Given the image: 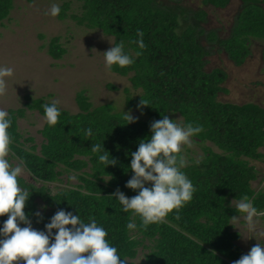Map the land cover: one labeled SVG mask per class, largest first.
I'll list each match as a JSON object with an SVG mask.
<instances>
[{
  "label": "trees",
  "instance_id": "obj_1",
  "mask_svg": "<svg viewBox=\"0 0 264 264\" xmlns=\"http://www.w3.org/2000/svg\"><path fill=\"white\" fill-rule=\"evenodd\" d=\"M15 1L0 0V24L10 17ZM230 1L203 0L217 8L227 7ZM77 2L78 12L68 14L72 4L65 1L59 19L70 17L79 26L101 30L114 37L115 43L123 40L125 51L135 57V63L124 68L114 65L112 71L130 78L132 86L125 89L127 108L141 113L137 106L142 99L149 105L143 107L138 121L127 124L122 112L112 104L95 106L85 92H79L80 112L62 109L55 126L46 123L41 132L46 139L41 151L36 145H26L24 141L34 142V138L24 139L18 121L26 116L27 109L45 116L43 105L52 101L28 96L27 109L9 111V153L23 162L37 185L26 211L39 210L38 200L47 205L44 221L37 223L33 216V226L44 229L49 218L63 208L80 213L86 222L89 216L94 217L108 231L107 239L127 264H232L247 252L237 245L240 233L229 224L238 215L231 200L248 197L264 218V192L253 187L260 171L251 163L264 161L260 151L264 147V107L255 102L221 101L220 94L227 91L223 86L227 72L222 68L207 70L206 58L218 45L236 65L244 64L251 55L252 41H264V0H242L226 38L218 30L203 27L207 18L204 10L162 0ZM138 31L143 32V49L139 47ZM66 51L59 37L51 40L48 52L52 57L60 59ZM170 113L180 114L184 124L202 125L203 132L193 138L211 142L220 151L204 146L205 154L199 163L185 159L187 166L182 170L196 189L192 200L170 212L164 222L145 227L140 217L122 211L112 193L119 188L129 197L136 195L125 187L132 174L127 171L131 160L127 154L150 134L152 121ZM89 127L94 132L90 139L82 131ZM94 143H104L117 158V165L105 170L91 151ZM69 172L77 175L79 183L55 193L50 185ZM21 183L33 184L24 178ZM130 220L138 226L133 232L126 227ZM139 249L145 252L137 263Z\"/></svg>",
  "mask_w": 264,
  "mask_h": 264
},
{
  "label": "clouds",
  "instance_id": "obj_2",
  "mask_svg": "<svg viewBox=\"0 0 264 264\" xmlns=\"http://www.w3.org/2000/svg\"><path fill=\"white\" fill-rule=\"evenodd\" d=\"M60 12L59 4L53 3L45 14L56 17ZM137 36L139 47L143 49V32L138 31ZM109 41L112 47L102 52L106 68L111 70L114 65L124 68L135 63V57L125 51L123 40L115 44ZM13 75L12 67L0 66V96L6 94L8 78ZM147 105L148 102L142 99L137 106L142 114L143 107ZM43 109L47 125L55 126L62 112L60 102L46 103ZM124 109L121 115L127 124L138 121L139 117L134 116L131 110ZM162 116V119L151 122L150 134L139 140L135 151L127 154L131 157L127 171L132 174L125 187L135 191L136 195L129 197L119 188L112 193L122 211H131L140 217L145 227L164 222L170 212L190 202L196 190L182 170L187 166L182 149L192 146V137L203 132V126L182 124L177 122V118ZM11 125L10 113L0 109V217H7L0 220V264H127L128 261L118 254L117 247L107 239L108 231L92 216L86 222L80 213L77 215L61 208L49 218L44 229L33 226V216L37 223L44 221L43 212L47 205H42L41 210L35 212L26 211L37 185L24 186L21 183L23 162L13 165L8 159ZM82 131L89 139L94 135L91 127ZM91 151L105 170L118 163L104 143L92 144ZM234 207L238 215H234L232 220L243 218L248 230L255 232L256 218L260 213L252 201L244 197L235 201ZM126 227L133 232L138 226L130 220ZM251 237H255L258 243L232 264H264V243L255 235Z\"/></svg>",
  "mask_w": 264,
  "mask_h": 264
},
{
  "label": "rangeland",
  "instance_id": "obj_3",
  "mask_svg": "<svg viewBox=\"0 0 264 264\" xmlns=\"http://www.w3.org/2000/svg\"><path fill=\"white\" fill-rule=\"evenodd\" d=\"M65 1L72 4L68 14L78 12L77 0H16L10 17L0 24V66L14 69L13 77L8 78L6 94L0 96V109L8 112L12 109H27L26 97L30 96L32 99L45 98L52 102L58 100L62 109L78 113L80 108L77 95L83 91L95 106L110 103L117 111L123 112L125 107V111L131 110L134 116L141 117L138 110L129 109L126 105L125 89L132 86L130 78L121 76L105 66L102 52L112 47L109 39L115 44V38L105 35L101 30L79 26L70 17L61 20L59 15L52 17L45 14L53 3L61 7ZM162 1L170 5L179 4L193 10L206 11L207 18L203 27L206 30H218L222 38L228 37L234 18L241 7L239 0L231 1L225 8L207 5L203 0ZM55 37L60 38V43L67 50L60 59H55L48 52L49 44ZM202 43L209 48L210 45L205 40ZM250 47L251 55L245 63L236 65L224 50L214 45L211 54L206 58L208 61L206 68L209 71L222 68L227 72L228 78L223 84L227 91L220 94L221 101L236 104L255 102L264 107V41L254 39ZM169 117L177 118L178 123L184 124L182 116L178 113H170ZM18 123L24 139L34 138V142L23 140L26 145L28 147L36 145L37 151H41V145L46 140L41 133L47 123L45 116L37 110L27 109L26 116L20 118ZM192 141L191 147L184 146L182 149L187 161L192 159L200 161L205 154L204 146H210L216 152L220 151L211 142H199L193 137ZM260 151L264 153V147ZM8 159L13 165L21 163L16 157H11V153ZM251 163L260 171V177L253 182V187L264 192V161ZM23 178L36 183L26 167ZM61 179L50 185L55 193L62 188L75 187L79 183L77 175L72 172L64 173ZM38 201L41 210L44 202ZM232 201L231 205L234 206L237 200ZM262 215L263 213L256 218L255 232L248 230L243 218L232 220L233 231L240 233V239L236 243L246 252L258 243L256 238L251 236L255 235L264 243ZM144 252L143 249H139V256L135 259L137 263L143 260Z\"/></svg>",
  "mask_w": 264,
  "mask_h": 264
},
{
  "label": "flooded vegetation",
  "instance_id": "obj_4",
  "mask_svg": "<svg viewBox=\"0 0 264 264\" xmlns=\"http://www.w3.org/2000/svg\"><path fill=\"white\" fill-rule=\"evenodd\" d=\"M231 1H233V0H231ZM231 1H230V2H231ZM239 1H240V2H241V4H242V0H239ZM228 5H229V4H228Z\"/></svg>",
  "mask_w": 264,
  "mask_h": 264
}]
</instances>
